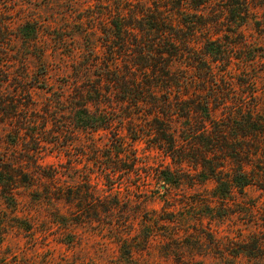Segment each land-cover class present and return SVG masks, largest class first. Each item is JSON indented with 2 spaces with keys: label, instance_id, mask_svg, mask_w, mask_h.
Instances as JSON below:
<instances>
[{
  "label": "rangeland",
  "instance_id": "1",
  "mask_svg": "<svg viewBox=\"0 0 264 264\" xmlns=\"http://www.w3.org/2000/svg\"><path fill=\"white\" fill-rule=\"evenodd\" d=\"M150 10L183 27L187 49L226 47L211 76L174 59L185 97L209 98L224 123L264 119V0H0V170L18 174L12 192L0 185V264H264V134L227 136L257 184L221 192L151 148L152 110L108 84L141 77L134 25ZM96 81L110 95L91 110L115 122L91 130L76 97ZM232 155L218 160L229 172Z\"/></svg>",
  "mask_w": 264,
  "mask_h": 264
},
{
  "label": "trees",
  "instance_id": "2",
  "mask_svg": "<svg viewBox=\"0 0 264 264\" xmlns=\"http://www.w3.org/2000/svg\"><path fill=\"white\" fill-rule=\"evenodd\" d=\"M150 11L152 13H149L144 21L136 19L134 25L142 33L140 37L135 34L136 42H134L137 48L134 55V71L138 69L141 77L139 75H134V78L124 75L115 76V78L110 76L108 84L120 89L123 93L122 98H128L127 101L134 106L152 110L148 112L152 116L149 123L151 133L148 135L153 138L150 139L153 143L151 148L163 151L177 162L178 166L189 162H193L197 168L202 166L201 173L204 174V179L213 178L221 192L235 188L243 190L247 186L257 184L253 172L245 168L248 161L242 160L241 151L229 144L227 136L230 132L237 133L236 136L243 138L264 134V119L253 113L247 115L240 113L238 114L240 118L230 115L231 123H224L222 119L213 116L209 98L198 94L195 97H185L186 93L181 85L184 82L183 78L179 72L174 73L170 70L174 59L180 58L186 59L191 68L203 70L206 67L208 70L205 73L208 72L211 76L214 72L211 62L228 60L226 47L219 42L218 38H208L201 55L199 52L187 49L193 41L183 27L170 24L165 15L160 13L156 15L154 11ZM192 22H194L192 30H195L197 21ZM126 32V29L121 31V35ZM112 74L114 73H110ZM161 84H165L162 92L157 90ZM175 86L181 89L177 90L178 93H174L172 97L171 90ZM79 93L76 98L82 102L85 113L90 111V115L85 119V128L91 130L109 128L108 126L115 122L107 120L105 114H101L102 112L95 115L91 110L92 105L101 107L107 104L103 98L110 95V92L106 93L101 82L96 81L91 87ZM198 113H200L199 119ZM176 117L181 123L182 119L186 122V124L182 123L180 131H177L175 127L174 118ZM140 138L144 140L146 136L135 140ZM117 145L119 148H124L125 143L121 142ZM227 149H232V158L237 164L231 172L218 162L219 155L225 153ZM122 153L121 150L117 152V154ZM7 173L0 170V185L9 193L14 188V176L18 174L11 171ZM161 178L167 184L173 181L169 171L163 172Z\"/></svg>",
  "mask_w": 264,
  "mask_h": 264
}]
</instances>
